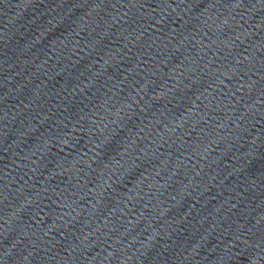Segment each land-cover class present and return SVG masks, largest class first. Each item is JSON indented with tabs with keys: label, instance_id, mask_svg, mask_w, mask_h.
Wrapping results in <instances>:
<instances>
[{
	"label": "water",
	"instance_id": "water-1",
	"mask_svg": "<svg viewBox=\"0 0 264 264\" xmlns=\"http://www.w3.org/2000/svg\"><path fill=\"white\" fill-rule=\"evenodd\" d=\"M0 264H264V0H0Z\"/></svg>",
	"mask_w": 264,
	"mask_h": 264
}]
</instances>
